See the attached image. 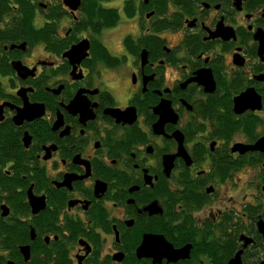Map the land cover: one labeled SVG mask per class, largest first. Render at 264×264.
<instances>
[{
    "label": "flooded vegetation",
    "instance_id": "af4514ba",
    "mask_svg": "<svg viewBox=\"0 0 264 264\" xmlns=\"http://www.w3.org/2000/svg\"><path fill=\"white\" fill-rule=\"evenodd\" d=\"M72 5L0 0V264H264V0Z\"/></svg>",
    "mask_w": 264,
    "mask_h": 264
},
{
    "label": "water",
    "instance_id": "95a60500",
    "mask_svg": "<svg viewBox=\"0 0 264 264\" xmlns=\"http://www.w3.org/2000/svg\"><path fill=\"white\" fill-rule=\"evenodd\" d=\"M72 2H74V5H72V8H74V6H76L77 4V0H70ZM86 48L84 43L79 42L78 44L72 46L68 51H67V55H72L75 54L76 52H81L82 50H84ZM227 264H239L238 263V256L237 254H235L228 262Z\"/></svg>",
    "mask_w": 264,
    "mask_h": 264
},
{
    "label": "trees",
    "instance_id": "16d2710c",
    "mask_svg": "<svg viewBox=\"0 0 264 264\" xmlns=\"http://www.w3.org/2000/svg\"><path fill=\"white\" fill-rule=\"evenodd\" d=\"M95 2V0H91V2ZM85 13L88 14V16L94 17L97 13V6L93 3L92 5L86 4L85 6Z\"/></svg>",
    "mask_w": 264,
    "mask_h": 264
},
{
    "label": "rangeland",
    "instance_id": "374dc122",
    "mask_svg": "<svg viewBox=\"0 0 264 264\" xmlns=\"http://www.w3.org/2000/svg\"><path fill=\"white\" fill-rule=\"evenodd\" d=\"M115 41V40H114ZM116 42V41H115ZM115 42H114V45H115Z\"/></svg>",
    "mask_w": 264,
    "mask_h": 264
}]
</instances>
